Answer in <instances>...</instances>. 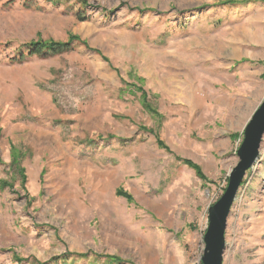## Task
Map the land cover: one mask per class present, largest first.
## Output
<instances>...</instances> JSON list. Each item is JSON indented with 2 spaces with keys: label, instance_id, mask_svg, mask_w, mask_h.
<instances>
[{
  "label": "rangeland",
  "instance_id": "1",
  "mask_svg": "<svg viewBox=\"0 0 264 264\" xmlns=\"http://www.w3.org/2000/svg\"><path fill=\"white\" fill-rule=\"evenodd\" d=\"M85 1L0 0V264H200L264 100V0ZM72 35L71 51L20 60L23 43ZM260 151L223 264H264Z\"/></svg>",
  "mask_w": 264,
  "mask_h": 264
},
{
  "label": "water",
  "instance_id": "2",
  "mask_svg": "<svg viewBox=\"0 0 264 264\" xmlns=\"http://www.w3.org/2000/svg\"><path fill=\"white\" fill-rule=\"evenodd\" d=\"M264 139V100L252 115L238 149L239 161L229 174V181L221 198L208 210L209 224L204 235L203 264H223L227 249L226 230L234 202L245 176L259 160Z\"/></svg>",
  "mask_w": 264,
  "mask_h": 264
},
{
  "label": "trees",
  "instance_id": "3",
  "mask_svg": "<svg viewBox=\"0 0 264 264\" xmlns=\"http://www.w3.org/2000/svg\"><path fill=\"white\" fill-rule=\"evenodd\" d=\"M47 1H50V2H52L54 4H59L62 1H65V0H47ZM66 1H69V0H66ZM75 1L77 3H80L83 7L87 6V4H88L87 1H85V0H75ZM250 1L251 0H244V2H250ZM224 4H238V1L227 0V1L224 2ZM131 9L132 10H136L139 13H143V12H146V11H149V12L150 11H154L151 8H139V7H136V8H131ZM75 41H79V37H77L75 35H72L70 37L69 41H67V42H61V41H56V40H42V39H38V40H35V41L32 40L30 42L23 43V44H21L18 47V50L20 52V60H23L26 57L30 58L31 56H34V55L42 57V58H48V57L55 56V55H58V54H61V53H64V52L71 51L73 49V46H74L73 43ZM142 96H143V99H142L143 104L144 105H148V101H147L148 96H147V93L145 91H143V89H142ZM158 142H159L161 147L164 146V144L161 141H158ZM182 161L185 164H187L188 166L194 168L196 170L197 174H199V176L201 178H205L204 174L202 173L200 167L197 164H195L191 160H187V159H182ZM5 186H7V182L2 180V179H0V187H5ZM120 194L124 195L127 199L132 200L131 196L128 195L125 191L120 190ZM75 255H79L80 257L88 256L87 253L80 254V253L69 252V253H65L64 257H58V258H61V259L64 260V262H67L69 260L70 256L73 257ZM95 256L99 257L97 255H95ZM16 260L19 261V262L27 261V262H29V264H47V262H42V261H40V260H38L36 258H32V259L25 258V259H22L21 257H16ZM55 260H56V258H53V259H51L49 261L53 262ZM117 261H119L118 257H108V262L109 263H106V264H114Z\"/></svg>",
  "mask_w": 264,
  "mask_h": 264
},
{
  "label": "built area",
  "instance_id": "4",
  "mask_svg": "<svg viewBox=\"0 0 264 264\" xmlns=\"http://www.w3.org/2000/svg\"><path fill=\"white\" fill-rule=\"evenodd\" d=\"M193 264H197V263H193ZM199 264V263H198ZM200 264H202V263H200Z\"/></svg>",
  "mask_w": 264,
  "mask_h": 264
}]
</instances>
